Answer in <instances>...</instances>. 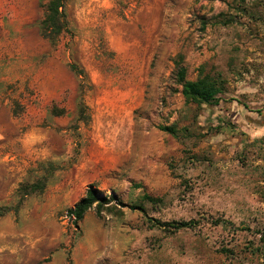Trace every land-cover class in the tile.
Returning <instances> with one entry per match:
<instances>
[{
	"label": "rangeland",
	"instance_id": "rangeland-1",
	"mask_svg": "<svg viewBox=\"0 0 264 264\" xmlns=\"http://www.w3.org/2000/svg\"><path fill=\"white\" fill-rule=\"evenodd\" d=\"M247 1L64 0L52 45L48 0H0V264H263L264 0ZM221 13L234 23L202 27ZM179 53L190 80L223 74L218 105L185 101ZM89 188L106 200L76 223ZM144 194L164 198L150 218L199 225L123 206Z\"/></svg>",
	"mask_w": 264,
	"mask_h": 264
},
{
	"label": "trees",
	"instance_id": "trees-1",
	"mask_svg": "<svg viewBox=\"0 0 264 264\" xmlns=\"http://www.w3.org/2000/svg\"><path fill=\"white\" fill-rule=\"evenodd\" d=\"M239 13H249L248 1L240 0V3L235 8ZM235 14L221 13L213 20H203L202 27L210 23L228 26L234 23ZM67 30V20L64 13V0H48L45 5V13L42 19V35L46 38L50 44H57L61 35ZM185 57L182 53H179L175 57L176 66V80L182 86V94L187 103H196L198 105H218L222 100L224 94L227 92V80L224 78L221 72H206L205 67L202 66L199 69V77L196 80H190L187 78V68L184 64ZM72 68L79 74L85 75L84 70L78 69L77 66L72 65ZM19 105V104H17ZM19 107V106H18ZM160 129L172 134L175 137L182 136V129L178 128L175 124L160 126ZM48 178L40 177L34 182H26L19 186L17 189V196L19 197V204L28 195L43 192L47 186ZM111 199V197L109 198ZM103 200L106 198L98 197V190L95 188H89L86 195L77 202L70 210L69 213L75 218V222L82 221L87 212L96 204L98 214L101 213V207L103 206ZM164 203V198L154 197L149 194L142 195L139 200L130 205H123L129 207L132 210H139L145 213L146 217L151 221L153 220L154 226L158 227H170L174 231L181 229L196 228L200 220H174L170 222H163L158 219L150 218L147 215L146 207L151 205L152 207L161 206ZM214 225L228 226V222L223 218L211 220ZM260 235V246L256 247V252L262 257L264 264V227L257 232Z\"/></svg>",
	"mask_w": 264,
	"mask_h": 264
}]
</instances>
